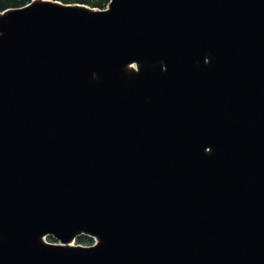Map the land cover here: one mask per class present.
Instances as JSON below:
<instances>
[{
	"label": "water",
	"instance_id": "obj_1",
	"mask_svg": "<svg viewBox=\"0 0 264 264\" xmlns=\"http://www.w3.org/2000/svg\"><path fill=\"white\" fill-rule=\"evenodd\" d=\"M106 9L0 12V264H264V0Z\"/></svg>",
	"mask_w": 264,
	"mask_h": 264
},
{
	"label": "trees",
	"instance_id": "obj_2",
	"mask_svg": "<svg viewBox=\"0 0 264 264\" xmlns=\"http://www.w3.org/2000/svg\"><path fill=\"white\" fill-rule=\"evenodd\" d=\"M54 1H59L63 4H80L100 10L105 9L108 4V0H54ZM30 2L31 0H0V12L10 8L23 7ZM47 241L53 242V239L51 237H47ZM77 243L82 245H91L93 243V239L87 236H80L77 238Z\"/></svg>",
	"mask_w": 264,
	"mask_h": 264
},
{
	"label": "rangeland",
	"instance_id": "obj_3",
	"mask_svg": "<svg viewBox=\"0 0 264 264\" xmlns=\"http://www.w3.org/2000/svg\"><path fill=\"white\" fill-rule=\"evenodd\" d=\"M54 1V0H53ZM46 241H47V239H46ZM54 242H57L56 240H53ZM47 242H49V241H47ZM54 242H50V243H54ZM93 243H94V240H93ZM74 245H82V244H78L77 243V239L74 241ZM82 246H85V245H82Z\"/></svg>",
	"mask_w": 264,
	"mask_h": 264
},
{
	"label": "bare ground",
	"instance_id": "obj_4",
	"mask_svg": "<svg viewBox=\"0 0 264 264\" xmlns=\"http://www.w3.org/2000/svg\"><path fill=\"white\" fill-rule=\"evenodd\" d=\"M68 245H70V244H68Z\"/></svg>",
	"mask_w": 264,
	"mask_h": 264
}]
</instances>
